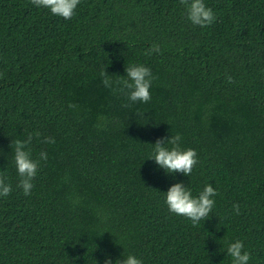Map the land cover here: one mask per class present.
<instances>
[{
	"label": "trees",
	"instance_id": "16d2710c",
	"mask_svg": "<svg viewBox=\"0 0 264 264\" xmlns=\"http://www.w3.org/2000/svg\"><path fill=\"white\" fill-rule=\"evenodd\" d=\"M204 3L202 28L180 0H81L70 20L0 0V264H232L236 240L264 264V0ZM134 64L154 77L148 103L115 82ZM175 135L197 152L190 177L149 160ZM29 136L25 196L10 144ZM176 183L217 191L206 221L169 212Z\"/></svg>",
	"mask_w": 264,
	"mask_h": 264
},
{
	"label": "clouds",
	"instance_id": "9594fccd",
	"mask_svg": "<svg viewBox=\"0 0 264 264\" xmlns=\"http://www.w3.org/2000/svg\"><path fill=\"white\" fill-rule=\"evenodd\" d=\"M81 0H30V3L36 8H46L54 16L62 17L65 20H70ZM185 5L188 20L196 26L207 27L215 20V14L210 7H207L204 0H180ZM160 46L153 44L148 50V53H159ZM126 77L115 81L122 84L121 90H127L126 96L131 103L143 102L148 103L151 100L150 89L154 80L151 69L144 65H129L125 68ZM102 83L105 87H113V77L107 71H101ZM231 82V77H229ZM128 105H125L127 107ZM72 107V105H70ZM39 135V134H37ZM32 137L21 141L13 140L10 147L13 150V163L15 165L19 182L17 187L23 190L25 196L31 195L33 188V180L38 171V161L33 160L31 152L27 150L31 143ZM180 135L172 136L170 139L165 137L158 139L155 145H151L153 152L149 160H154L159 168L165 170L167 174L181 173L185 176H191L193 168L197 165V152L193 149L182 150L180 147ZM45 143L54 144L53 137H46ZM168 145H171L169 148ZM40 159L46 160L47 153L41 152ZM12 191L10 184L5 183V180L0 176V197H7ZM217 191L211 184L204 187L197 197H193L183 183H176L169 188L166 196V205L169 212L188 218L195 226L201 220H207V217L212 212ZM237 214H239V205H233ZM226 252L232 258V264H249L250 253L244 251V244L240 240L229 242L226 247ZM98 264V262H96ZM104 264H113L111 257H106ZM115 264H142V261L135 255L129 254L122 259H117Z\"/></svg>",
	"mask_w": 264,
	"mask_h": 264
}]
</instances>
